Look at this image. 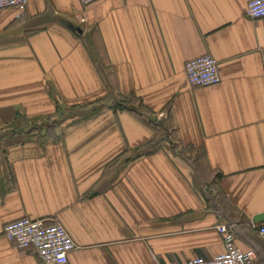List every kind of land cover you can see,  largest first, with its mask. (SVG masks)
I'll return each mask as SVG.
<instances>
[{"label": "crops", "instance_id": "obj_1", "mask_svg": "<svg viewBox=\"0 0 264 264\" xmlns=\"http://www.w3.org/2000/svg\"><path fill=\"white\" fill-rule=\"evenodd\" d=\"M251 1L0 11V264H43L3 235L23 218L65 227L78 246L68 264L211 260L224 251L220 225L264 264V19L248 18ZM205 55L222 82L192 88L186 64ZM153 119L201 151L204 184L156 144Z\"/></svg>", "mask_w": 264, "mask_h": 264}, {"label": "built area", "instance_id": "obj_2", "mask_svg": "<svg viewBox=\"0 0 264 264\" xmlns=\"http://www.w3.org/2000/svg\"><path fill=\"white\" fill-rule=\"evenodd\" d=\"M83 6L97 3L101 0H79ZM29 0H0V11L15 9L25 11ZM252 21L264 19V0H252L246 12ZM219 61L211 55L196 58L186 64L187 83L192 88H208L221 84ZM223 238L224 251L217 257L206 260L203 258L188 261H174L164 264H254L257 253L253 250L243 251L236 243V237L228 225L217 228ZM264 240V225L259 229ZM4 237L9 242H15L20 247H32L43 264H68L70 255L78 249L65 227L56 222L46 224L43 220L23 218L5 226Z\"/></svg>", "mask_w": 264, "mask_h": 264}, {"label": "rangeland", "instance_id": "obj_3", "mask_svg": "<svg viewBox=\"0 0 264 264\" xmlns=\"http://www.w3.org/2000/svg\"><path fill=\"white\" fill-rule=\"evenodd\" d=\"M120 107L121 108H126V107H123V106H120ZM75 112L79 113L80 110L73 111V113H75ZM62 117H63V115H62ZM68 117L71 118L72 116H67V117H63V118L68 119ZM60 119H51V120H48V121H42V122H38V123H41L42 126H52V125H54V123L56 124L57 122H59ZM152 122L155 123V129L157 128L156 130H158V133H159L158 134L159 136H157L159 138L157 139V143L156 144L159 147H162L164 142L165 143L168 142L169 143V147L171 149H173V151H175L176 153L182 155V158L185 160V162H188V165L193 170L195 176L199 180V183H201V184L203 183L204 184L206 182V180L201 176V173L203 171V167H205V166H204V161H203L204 160L203 159V154L201 153V151H196V150L192 151V150H188V149H185L183 147H180V145L178 143H176L175 140L171 137L172 133H171V131L168 128H164L162 123H160L159 121H157L155 119H153ZM36 124H35V126H36ZM33 126H34V124H32V128L29 127L30 128L29 130H34L35 126L34 127ZM37 127L39 128L40 125L37 126ZM14 130L12 129V130H10V132H7V133L13 134ZM17 130L18 131L20 130V131L24 132L27 129L21 127V128H18ZM5 135H7V134H4L0 130V136L4 137ZM207 191L209 192L210 197H212V192L210 191V188H208Z\"/></svg>", "mask_w": 264, "mask_h": 264}, {"label": "trees", "instance_id": "obj_4", "mask_svg": "<svg viewBox=\"0 0 264 264\" xmlns=\"http://www.w3.org/2000/svg\"><path fill=\"white\" fill-rule=\"evenodd\" d=\"M154 146V145H153ZM152 148V149H150ZM150 148H147L146 151H144L146 154H152V152H156L158 151L157 149H159V147H157V145H155V147H150ZM151 150V151H150Z\"/></svg>", "mask_w": 264, "mask_h": 264}]
</instances>
